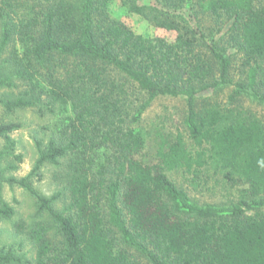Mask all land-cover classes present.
I'll use <instances>...</instances> for the list:
<instances>
[{
    "label": "trees",
    "instance_id": "obj_1",
    "mask_svg": "<svg viewBox=\"0 0 264 264\" xmlns=\"http://www.w3.org/2000/svg\"><path fill=\"white\" fill-rule=\"evenodd\" d=\"M110 1L0 0L5 148L15 145L18 112L66 114L44 142L36 139L27 176L5 178L0 168V189L6 181L32 195L57 238L44 223L18 224L32 260L0 248V264H146L136 252L147 264H264V125L197 102L227 85L231 100L250 90L264 102V0H121L172 40L135 32L111 16ZM160 97L184 98L185 133L161 134L146 153L138 124ZM42 165L60 170L61 188L49 197L29 179ZM206 167L244 184L246 198L198 204L167 174L197 177ZM14 214L0 202V220Z\"/></svg>",
    "mask_w": 264,
    "mask_h": 264
},
{
    "label": "rangeland",
    "instance_id": "obj_2",
    "mask_svg": "<svg viewBox=\"0 0 264 264\" xmlns=\"http://www.w3.org/2000/svg\"><path fill=\"white\" fill-rule=\"evenodd\" d=\"M111 16L123 21L132 30L144 36H162L167 40H172L174 33L161 28L151 26L140 15L130 12L123 5L121 0H111L109 3ZM236 64H238L236 60ZM236 74V72H235ZM233 74V76L235 75ZM238 75L234 76L236 80ZM235 89L233 85L218 91H207L198 96V104L205 100L209 103H217L220 107L232 109L233 112L244 117L257 118L264 125V102L252 96L251 91L244 92L231 100L229 95ZM1 113V112H0ZM185 114V100L182 97H160L154 99L150 106L142 113L138 127L141 129L145 139L144 150L146 153L154 150V146L161 134L174 132L176 130L185 133L183 123ZM14 118L20 122L18 130L10 134L15 141L13 148H5V143L0 139V151L7 150L0 163V168L4 170L3 176L8 178L13 176L16 179L27 176L32 170L37 157L38 147L36 139H47L49 133L55 125L61 127L66 123L64 117L41 114L37 108H28L18 112ZM15 155L21 157L20 161L15 160ZM13 164L10 169L8 165ZM59 169L50 165L42 167L29 177L32 187L41 195L51 196L61 188L59 180ZM168 176L189 195L190 199L198 204L226 205L239 198H246L245 185L241 183L231 184L222 172H214L212 167L204 168L197 177H192L181 170L167 171ZM4 201L14 207L15 214L10 219L0 220V248L12 249L16 255H23L29 261L33 257V245L27 237L26 232L17 230H28L37 222L44 223L49 228V237L57 238L56 226L50 220L45 211H40L35 198L23 188L4 181L0 189V202ZM63 201H56L53 206L61 209ZM254 210H247V214ZM122 248L127 247L120 243ZM131 250V249H129ZM142 262L147 264V259L139 253H135Z\"/></svg>",
    "mask_w": 264,
    "mask_h": 264
},
{
    "label": "clouds",
    "instance_id": "obj_3",
    "mask_svg": "<svg viewBox=\"0 0 264 264\" xmlns=\"http://www.w3.org/2000/svg\"><path fill=\"white\" fill-rule=\"evenodd\" d=\"M257 165L260 168H264V157H261L260 159L257 160Z\"/></svg>",
    "mask_w": 264,
    "mask_h": 264
}]
</instances>
